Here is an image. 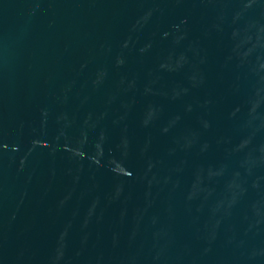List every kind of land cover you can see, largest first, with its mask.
<instances>
[{"label":"water","instance_id":"95a60500","mask_svg":"<svg viewBox=\"0 0 264 264\" xmlns=\"http://www.w3.org/2000/svg\"><path fill=\"white\" fill-rule=\"evenodd\" d=\"M0 264H264V0H0Z\"/></svg>","mask_w":264,"mask_h":264}]
</instances>
